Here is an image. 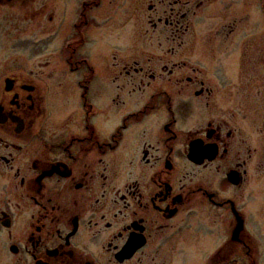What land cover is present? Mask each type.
<instances>
[{
  "label": "flooded vegetation",
  "instance_id": "1",
  "mask_svg": "<svg viewBox=\"0 0 264 264\" xmlns=\"http://www.w3.org/2000/svg\"><path fill=\"white\" fill-rule=\"evenodd\" d=\"M0 264H264V0H0Z\"/></svg>",
  "mask_w": 264,
  "mask_h": 264
}]
</instances>
